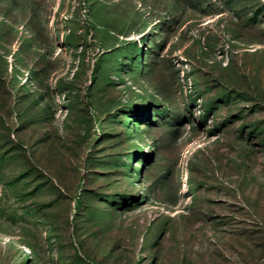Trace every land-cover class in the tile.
Masks as SVG:
<instances>
[{
  "label": "rangeland",
  "instance_id": "obj_1",
  "mask_svg": "<svg viewBox=\"0 0 264 264\" xmlns=\"http://www.w3.org/2000/svg\"><path fill=\"white\" fill-rule=\"evenodd\" d=\"M0 264H264V0H0Z\"/></svg>",
  "mask_w": 264,
  "mask_h": 264
}]
</instances>
